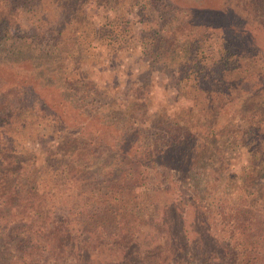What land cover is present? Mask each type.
I'll use <instances>...</instances> for the list:
<instances>
[{
  "label": "trees",
  "instance_id": "trees-1",
  "mask_svg": "<svg viewBox=\"0 0 264 264\" xmlns=\"http://www.w3.org/2000/svg\"><path fill=\"white\" fill-rule=\"evenodd\" d=\"M38 1L0 0L3 46L6 37L16 35L14 45L0 50V64L22 69L25 75L28 71L30 80L58 90L62 99L73 102L75 113L66 123L51 107L55 97L46 99L24 75L13 81L0 77V264H264V215L259 211L264 199L258 208L248 200L263 194L264 177L252 179L264 172V144L249 142L255 140L250 133L258 134L263 124L254 118L255 111L231 102L224 76L232 68L244 70L247 80L239 75L237 89L254 98L264 91V49L257 43L264 31V0H53L54 23L17 21L20 8L36 9ZM128 3L136 5L135 18L123 15ZM90 4L113 12L102 24H94L84 9ZM136 20L138 32L132 28ZM103 36L104 42L138 44L145 69L175 60L178 69L170 73L189 102L172 112L187 117L189 111L206 110L202 119L197 114L194 119L200 138L180 136L184 121L171 118L166 110L150 114L153 124L163 130L151 143L141 142L143 134L140 141L133 131L128 134L127 129L134 127L126 124L132 112L129 104L118 106L112 92L106 86L99 89L79 65L80 51ZM244 59L251 64L243 66ZM10 93L19 105L11 106ZM79 100L96 108L79 118ZM97 101L109 105L112 118ZM229 110L245 112L242 127L226 129ZM92 113L103 128L94 126V119L93 126H84ZM189 122L190 117L185 123L191 130ZM32 124L54 137L52 146L41 153L11 138L18 126L26 129ZM203 137L219 152L211 163L216 178L237 148L245 153L239 172L227 169L223 173L227 189L222 186L224 190L217 193L213 188L209 199L191 198L177 205L173 198H160V191L171 183L178 187L167 167L177 168L184 183L197 163L195 142L202 143ZM143 164L154 168L164 183L149 179ZM135 194L155 198L156 203L148 200L155 209L130 226L125 202ZM181 204L195 209L189 212L193 217ZM225 230L238 235L236 259L210 242L212 235ZM86 242L92 249L100 245V252L106 246V256L96 255Z\"/></svg>",
  "mask_w": 264,
  "mask_h": 264
},
{
  "label": "rangeland",
  "instance_id": "rangeland-1",
  "mask_svg": "<svg viewBox=\"0 0 264 264\" xmlns=\"http://www.w3.org/2000/svg\"><path fill=\"white\" fill-rule=\"evenodd\" d=\"M200 1L202 3H205V1L207 0ZM218 1L219 0H209L210 3H218ZM36 7L37 8L33 10L20 8L16 14L17 21L26 20L28 22H32V24H38L41 20H47V22L54 23L55 10L53 0H39ZM84 9L86 10L87 14L91 15L92 22L97 25L103 23L104 16H109L113 12L112 8H101L99 5L91 4L85 5ZM136 9L137 8L135 4L128 3L123 10V15L127 19H131L133 17L135 18ZM138 23V20H136L135 23H132V28L134 30L136 29L135 32L139 31ZM261 32V35L260 33L257 34L260 35L258 37L257 43L258 47L262 50L264 49L262 48L264 47V31ZM14 37H16L15 34H11L9 37H6L7 42H4L3 46L2 40H5L4 36H2L0 38V50L5 51L4 47L6 45H14ZM104 37L106 36H103V39L94 38L85 46L83 50L80 51V57L78 58L79 65L84 73H86V78L90 79L91 81H95V84H97V87L99 89H102L106 86L107 90H109V92H112L113 98H115L118 106L123 107L125 103L129 104L128 106L131 107L132 112L130 114V118L127 119L128 122L126 124H131V126L134 127H129L127 129L131 130L130 132H128V134L132 133L133 131L136 137L135 139L137 141L141 140L143 134L144 139H142L141 142L151 143L153 141V138L157 135H161V132L163 130H161L160 125L153 124L150 114H154L155 116L156 112L164 113V110H166L165 112H170L169 116L173 118V109H183L184 106L189 102L187 97H184L181 95V93H179L180 90L177 89L176 84L173 80V76L170 73V69H178V67L175 66V60L171 61L173 62V66L171 68L168 67L169 63H171L170 60H168L161 64H153L152 66L145 69L139 55V53L141 54V52H139L138 44L122 43L117 40L104 42L107 39ZM178 54L179 56L183 55L181 51H179ZM240 63H242V65L246 67L251 64V61L250 63H248V60L246 61V59H244ZM66 69L70 74V69ZM25 72L26 71H23L22 69H16L15 71L8 68V66L0 64V77H2L3 79L7 81L20 80V78H22L24 75L23 79L25 78L27 81L29 80L28 82L31 83V85L46 99L51 100L53 97H55L54 99L56 102L50 105L54 109V111L58 113L66 123H68L72 115H74L75 113L73 106L70 104V102H73L68 101L64 98L62 99L58 90L55 89L54 91L53 88L38 84L34 79L30 80V78L28 77L32 76L31 73L27 71V75H25ZM245 73L246 71L244 70L237 71L235 68H232L226 70L224 76L226 78V82L229 85L228 88H231V91L228 94V96L232 97L231 102H238V104H236V108L238 106H241L240 108L243 107V109H250L251 111H255L254 118L258 121H261V124H263L258 134H256L255 132L250 133V137L255 136V140L250 139L249 142L258 146L259 142L260 145L264 144V91L257 92L256 95L258 94L257 96L259 97L254 98L244 94L242 90H238L236 87L238 85L236 79L239 75H241L240 79H242V81L245 80L247 78L245 76ZM112 84L114 86H111ZM101 95L102 94H96L97 97H101L100 100H103V97ZM8 97L11 106L19 105L20 100L15 97L14 93H10ZM77 103H81V105L79 104V106L77 107V109L81 110V114L78 115L79 118L83 117L82 114H84V111L96 108V104H93L92 107L86 106L84 104V100H79V102L77 101ZM98 104L103 107L100 108V110H102L109 118H112V111L109 105L104 106L102 102H98ZM250 104L251 107L248 108ZM255 104L259 106V108H257L256 110L254 108ZM212 109H214V107ZM204 111L206 110L201 109L200 112L189 111L187 117L186 115L181 117L180 115L174 116L184 121V123H181V125H179L180 127L178 129L179 133L184 134H177L175 137H179L180 135L185 139V136H187V140L192 136L200 138L198 136V129H200V127L194 119L196 114L200 119H202V115L206 113ZM222 112L219 113L220 116L223 115ZM244 114L245 112L242 113L238 112L237 110H232V112H230L229 110L225 114V120H227L226 129L231 130L233 129L234 125L242 127L245 123V118H243ZM93 117H97L95 113H92L88 119L84 120V126L86 128L93 126L90 120L94 119V126L103 128L101 122H99L98 124V120ZM189 117V123L192 125L191 130L189 128L187 129L188 125L187 123H185V121ZM103 123L105 122L103 121ZM107 123L108 129H113V124L109 122ZM116 123L118 126L120 125V122ZM32 126L33 127L26 129L22 126L19 128L18 126V128H16V130L12 132L11 138L18 144L20 143L21 145L26 146L33 151L37 150L38 153H41L45 147L52 146L54 137H48V131L46 132L45 128H38L33 124ZM118 130L119 128H116L115 132ZM187 132L190 133L191 136L186 135L185 133ZM201 141L202 143L200 144H197V141L195 142L198 152L197 163H194L195 165L193 166V169L187 174L184 183H182L181 179L178 176L179 173L177 168L167 167V170L170 172L171 178L177 179L174 180L176 181L174 183L178 184V187L176 188V186L171 183L166 191H160V193L158 194L160 198H173L176 203H178L177 205H180L183 200L187 202L191 198L201 200L202 198L207 197L209 199V195H211L213 188H215V191L217 193L221 190H224L223 187L227 189L224 184L225 182L223 181V173H225L227 169H234L236 170V172H239V167L245 162L244 150L241 148H237L236 150L232 149L230 152L231 154L229 158V164H227V169H225L226 165L222 164L221 166L223 167L224 172H218V177L216 178L217 171L211 169V163L214 160L216 161L219 152H217L214 147H211V143L208 142V137H203ZM216 163L217 162H214V165ZM143 165L146 166L145 169H148V172L145 173L149 179H151L152 181H158L159 183H164L165 179H163L162 177H158V175L155 174L156 172L154 168L147 164ZM263 177L264 172L259 176L257 175L255 178L253 177L252 180L255 181L256 179V181H258V179H262ZM261 189L263 193L262 195H260L259 197L257 196L255 199H248L252 207L258 208L260 205V199H264V185ZM148 200H150L152 203H156L155 198L153 200L151 197L145 199L142 196H137L136 194L133 197L129 196V198L125 202L127 207L130 208V213L126 214L130 218L128 225H134L137 219H140L141 216L145 219V217H147L146 215L150 213V211H153L155 209V206L152 205ZM156 205L158 206V204ZM182 206L186 205L181 204V207ZM260 207L259 211L261 215H264V208L261 209ZM197 208L201 209V207ZM194 210L195 209L191 206H186V211L188 213H193ZM204 210L205 211H202L208 216V209L204 208ZM211 237L212 238L210 239V242L215 243L219 248L224 249V251H228L231 257L233 255V259H236L238 257V247H240V244L236 239L238 237L237 234L234 235L233 233H229L227 230H225L221 231L220 234H215ZM260 241L263 240L260 239ZM86 247L88 249H92L88 246V242H86ZM99 247L100 245L95 249H92V251L96 253V255L100 253L101 255L106 256V246H102V252H100L101 250L99 249ZM109 253L111 255L110 248ZM114 255H117V250Z\"/></svg>",
  "mask_w": 264,
  "mask_h": 264
}]
</instances>
